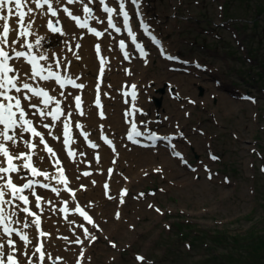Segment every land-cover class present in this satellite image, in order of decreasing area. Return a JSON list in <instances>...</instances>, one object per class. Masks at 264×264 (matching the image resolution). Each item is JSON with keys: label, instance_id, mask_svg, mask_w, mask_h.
I'll list each match as a JSON object with an SVG mask.
<instances>
[{"label": "rangeland", "instance_id": "rangeland-1", "mask_svg": "<svg viewBox=\"0 0 264 264\" xmlns=\"http://www.w3.org/2000/svg\"><path fill=\"white\" fill-rule=\"evenodd\" d=\"M137 2L140 3L141 14L150 25L149 32L158 33L169 52L180 54L188 60H198L209 71H200L191 66L187 67L190 70L188 73L176 74L167 70L169 63L161 59V52L142 31L140 20L136 19V13L130 9L134 16V28L147 48L148 57V63L142 65L134 54L136 60L131 65L140 92L137 101L139 119L146 127L158 132L173 133L175 147L181 151L186 163L174 157L172 149L165 143L151 146L148 150L129 147L123 139L126 130L124 125L127 126V123L120 116L117 125H123L124 128L114 130L110 128L111 125H106L104 131L115 135L119 148L125 153L153 155V161L140 165L132 160L133 156H123L119 167L115 169L116 176L112 179L113 184L107 196L100 193L103 174L100 175L101 179L92 180L89 185L79 182L97 188L96 202L100 205L89 198L83 202L94 208L98 216L102 211L107 212L110 219L104 215L103 222L107 224H104V232L101 228L90 226L88 234L84 235L83 264H228L229 260L224 259L232 251L235 252V248V256L243 253V249L232 245L231 235L243 237L252 229L257 235L264 232V35L261 33L264 30V9L260 8L264 6V0ZM72 7L75 8L73 12H79L78 5ZM93 12L96 13L95 10ZM65 21L68 35L78 37L76 32L79 31L72 28L70 21ZM42 26L39 31L42 37L45 34L44 38L48 41L63 36L50 35ZM215 34L219 37H214ZM57 44L64 47L63 43ZM105 48H110L114 57L108 72L121 74L117 66L120 57L115 53L117 49L113 36ZM71 53L69 50L62 51L59 58ZM88 71L93 77V70L88 68ZM259 73L262 76L256 79ZM67 74L72 75L70 71ZM239 77L246 79L241 80ZM122 79L125 78L120 77ZM166 81L173 86L171 92L166 91ZM226 85H231L235 94L231 95L228 89H222ZM113 86L110 82L105 83L106 99L112 105L116 104L115 101L120 103V88L117 85L112 89ZM199 87L202 89L201 94ZM179 88L182 94L178 96ZM160 89H163V93ZM246 89L256 101L249 102L240 98ZM70 96L68 92L64 95L68 107ZM188 96L193 98L191 104L195 101V105L187 103L183 98L188 99ZM154 97L160 99L159 107L153 102ZM120 107L122 112L125 104ZM113 112L111 110L109 115ZM185 112L190 116H187L188 113L184 115ZM93 123L88 124V129L97 135L104 124ZM210 154L216 155L217 159L213 160ZM162 156L171 160L163 168L160 167L163 164L160 162ZM106 157V165L113 164L108 162L111 154ZM129 162L131 173L128 174L130 185L126 186L128 194L120 198L122 196H119L117 189L124 184L121 176ZM77 164L78 169L84 168L82 159ZM105 169V164L97 166L94 173L101 174ZM78 175L79 171L73 179L77 180ZM184 179H188L189 185L183 186ZM81 190L85 193V188ZM53 200V209L45 206V210L48 218L58 224L56 206L59 198ZM116 205L121 207L122 218ZM113 209L115 211L112 215ZM72 219L63 220V224L81 231L80 226L74 225L77 221ZM70 235L58 238L52 236L55 242L52 241L51 248H47L51 259L46 255L43 264H53V261L55 264H72L78 251L74 248L81 244L75 245ZM33 242L34 238L27 249L29 255ZM55 247L68 250V260L61 252L55 253ZM137 254L144 257V260H137ZM32 259L33 264H36L34 257ZM241 260L236 263L248 262L247 257ZM20 261L27 264V257L20 258Z\"/></svg>", "mask_w": 264, "mask_h": 264}, {"label": "snow or ice", "instance_id": "snow-or-ice-1", "mask_svg": "<svg viewBox=\"0 0 264 264\" xmlns=\"http://www.w3.org/2000/svg\"><path fill=\"white\" fill-rule=\"evenodd\" d=\"M56 5H61V0H54ZM94 0H64L61 7H53V0H0V237H7L6 240L0 239V264H21V261L17 257L19 252L21 255L27 257V264H33V256H37V264H43L45 259V252L43 251V244L35 247L34 251L29 255L26 250L31 241L28 238L27 233L23 232V228H27L31 225H35L37 229L40 228V216L32 211L31 208L27 207L30 204L29 197L24 195L25 190H33L34 185L39 183L38 181L28 179L22 184H18L14 181V173L19 174L21 170H29L33 177L42 176L44 179H53L58 183L65 185L67 188L68 180L63 174V169H58L60 175L50 176L48 172L41 171L35 167L32 163L34 149L36 144L33 143L31 139H24L23 134L29 133L33 138H39V143L44 145V148L52 156L56 153L51 147L48 146L44 135L37 130L34 126V122L29 116H38L41 121L47 118H51V123L43 124L44 128H51L54 126L56 121H59L62 116L65 115L63 109L61 108V101L57 99L54 88H49L47 86L48 82H55L60 89H65L67 86H71L75 89H83L85 85L83 83H77L71 75L67 74V69L70 62L63 64L64 74H61L62 61L58 58L53 57L52 62H49V56L45 54H37L35 48L41 45V39L36 38L34 43L29 39L33 36L32 31L33 25L35 23V13L41 11L43 15H50L51 17H57L55 21L49 19L47 21V28L53 33H59L64 35L63 28L60 26L59 13L63 12L69 19H71L76 27L80 29H86L87 32L100 38L104 35V32L98 31L95 27L90 26L89 21L96 20L97 23H102L94 14L93 9L89 7V4L93 3ZM119 5V15L123 18V27L127 32L128 37L131 39V43L135 46L136 50L139 51L141 57H146L147 53L144 51V46L137 42V35L132 30L130 26V16L129 12L125 7V0H117ZM35 4V8L29 6V4ZM81 4L83 18L80 15H74L73 11L67 7V5ZM132 3L139 8L137 0H132ZM99 4L103 6L102 10L107 14V27L113 29L115 32L120 33L121 28L113 22V15L116 13V9L108 6L105 0H99ZM47 6V11L43 12V9ZM26 9V11H25ZM16 18L15 27H13L9 21ZM27 18V20H26ZM141 27L144 33L148 35L152 42L159 45V41L156 40L149 30L148 25L141 21ZM15 32L16 36L14 39L9 40L10 33ZM19 45V47H17ZM119 47L123 52L124 59L129 58V53L125 51L127 45L123 39L119 41ZM76 49L80 48L79 44L75 45ZM73 51L71 47L68 49ZM95 50L97 55L100 54V45H95ZM163 54V49H161ZM75 55V52H74ZM168 59H173V57L168 56ZM79 59V56H77ZM23 60L25 64L28 65V69L24 70L18 67L14 61ZM44 62V63H42ZM106 59L100 58V76H103L104 65L106 64ZM53 63L55 67H53ZM31 81V82H29ZM44 86H42V83ZM132 91L130 93H125V95H130L132 101L137 98L136 85H131ZM97 91L99 92V86H97ZM60 96H64V92L61 91ZM34 99L36 102H33ZM76 108L79 109L81 106V97L79 95L75 96ZM128 103V101H125ZM41 105L43 107H41ZM54 105V107H53ZM97 107H100L99 96L96 99ZM140 111L136 109L135 104L132 105V110L126 112V116L134 115L135 112ZM83 115V112L80 113ZM70 115V113L68 114ZM103 116V112L100 113ZM131 123V130L128 133V139L133 143H138L135 137L144 135L141 132L136 122L133 120ZM78 128L81 127L79 124L76 125ZM50 134V133H49ZM85 138L87 134L85 133ZM182 135V134H181ZM64 144L68 145L70 143V122H64ZM147 138L153 142L157 140H168L171 141V137L158 136L155 133H149ZM56 139V137H53ZM105 143L112 145V141L104 137ZM19 142H23L25 148L29 152L23 151H13L12 149L18 145ZM90 147H97V145L90 143ZM174 147V146H173ZM69 156H74L75 153L69 151ZM176 156L183 160V157L179 152L175 153ZM213 160L217 157L212 156ZM99 158L97 157V160ZM23 161L22 164L17 165L15 161ZM59 161H57V164ZM186 163V161H185ZM111 171V170H109ZM159 171V170H158ZM264 171V169H262ZM85 176L89 173L85 172ZM24 180V177H20ZM95 183V181H93ZM40 187L48 188V184H39ZM107 188V185H105ZM53 192L59 195V189L52 188ZM32 195L35 196V207L40 208V202L42 197L36 195L35 191H32ZM122 195H126V190ZM74 196V194H73ZM7 197V198H6ZM21 201L26 207L20 208L18 204L14 201ZM123 200H121V203ZM151 207V205H150ZM26 213L28 216L34 217L31 222H24L21 228L13 227L14 224H21L20 220H14L13 217L16 216V210ZM67 208L61 209V211H66ZM76 211L89 223H93L92 217L88 215L79 206L76 207ZM156 211H160L156 209ZM118 215V214H117ZM85 235L88 234V230L84 229ZM19 237L20 241L24 242V249H19L16 246V241L11 237L13 235ZM40 236L48 235L46 232L40 231ZM94 240L95 237L93 236ZM77 242H80L77 240ZM7 247V251L5 248ZM115 247V245H113ZM48 258L51 259V254H47ZM83 253H81V256ZM59 259V258H57ZM137 260L143 261L144 257L137 256ZM55 264V261H53Z\"/></svg>", "mask_w": 264, "mask_h": 264}, {"label": "bare ground", "instance_id": "bare-ground-1", "mask_svg": "<svg viewBox=\"0 0 264 264\" xmlns=\"http://www.w3.org/2000/svg\"><path fill=\"white\" fill-rule=\"evenodd\" d=\"M53 3L57 7V5L55 4L54 0H53ZM61 5H63V4H61ZM72 5H78V7H80L78 14H80L82 12L81 11V6H82L81 4L77 3V4H72ZM72 5H67V7H69L71 10H73L75 8H73ZM29 6L32 7V8H35L32 3H30ZM90 8H92L93 10L95 8V12H97V13L99 12V7L98 6L97 7L94 6V8L93 7H90ZM138 10H141L140 5H139ZM25 11H26V9H25ZM45 17H46V15H43L41 11H37L35 13V23H34L33 29H32L34 35L30 36L29 39L33 43H34L36 38H40L41 39V45L38 46L37 48H35L34 50H35V52L37 54H45V55L49 56V58H50L49 62H52V58L53 57L60 59L59 58V53L62 52V51H65V50L68 51V47L70 46L69 43H71L70 47L73 49V51H72L71 54H68L65 57H63L62 59H60L62 61V67H61L60 71H61L62 74H64L63 64L67 63V62H70L69 66H68V69H67V73L70 71L72 76H74L76 78L79 77L78 78L79 82L83 83L85 85V87L83 89H81V90H72V89L65 88L63 91L72 93V95L74 93L81 94L83 99H84V103L78 110H83L84 112L86 110V112H88V114L85 112L86 113V116H85V114L83 112V115H81V116L76 115V113L74 112L75 109L72 106V99L70 101L71 104L68 107L67 103H66L67 100L65 99V102H64L63 99L60 97L59 100L61 101V108L63 109L65 115L62 116L59 121H56L54 126L50 128V129H53L51 134L47 133V131H43V132L46 133V137H47L48 141L56 149V155L62 157V160H63L62 165L66 166L64 174L66 175V178L68 180V185L67 186L71 187V188H74V192L73 193H74L75 198L78 197V198H80L82 200H84L85 198H89V199H91V200L96 202L97 199H98V197H97L98 191L96 190L97 188L95 189V188H92V186H87V188L85 189V193H84L83 191H81V189H80V187L78 185L79 182L82 181V182H85L86 185H89V183L92 180L98 181L99 179H101V177H103V179H104V177H107V174L108 175L111 174L109 176V179L107 180V181H109V186L108 187L110 188L112 186V184H113L112 179H114V177L116 176L115 169H117L119 167V164H120L123 156H133L132 160L136 161V162H139L140 165H143L144 163H148V162L150 163V162L153 161L152 160L153 159V155H147V154L146 155H142V154H140V155L136 156L134 153H129V154L125 153L122 149L119 148V145L117 143V138L115 137V135L109 134L111 136L112 141L114 142L113 149H109L107 147H104L100 143V141H98L97 135H94V133L91 132L88 129V124H90L91 122H94V123L101 122V123H103L104 125H101L102 127L100 128V129H102V131H104V129L106 128V125H108V126L111 125L110 128L114 129V130H116V128H118V129L124 128L125 125L124 126L122 125L123 127L121 125H117L118 122L120 121V117L122 118L121 111L119 110L121 108L120 106H122V103L120 102L119 104H117L118 102L115 101L116 104L112 105L110 102H107L106 95H105V93H106L105 91L107 89L105 88V83L106 82H110L111 84H113L114 86H113L112 89H114L115 86H117V85H118V88H120V84H121L120 77H121V78H128V81L135 82V84L138 85L137 76H135L134 70L132 69V66H131L132 63L136 59L133 56L134 52L130 51L129 54H132V55L131 56L129 55V61L126 63V61L121 60V61H119L120 64H117V66L119 68L118 71H120V70L122 71V66L123 65L124 66L125 65L128 66L127 71H125L124 73L122 72L121 74L120 73H116L114 71L112 73H109L108 70H109V67H110L111 63H113V58L114 57H113V53H110L111 51L109 49L107 50L105 48V45H107V44H105L103 46V48H102V51H103V54H104L107 62L104 65L103 79L98 84L94 80V76H95V73H96L97 70L99 72L100 68H99V66H98V64H97V62L95 60V55H94V52L92 50V45H91V42L89 41V40L92 39V37L91 36H87V35L86 36L83 35V38L81 40H79L78 37L74 36V34L68 35L67 28L65 27V24H67V23H65L64 26H62L63 31H64L65 34L63 36L55 37L56 39L53 40V41H48V40H46L44 38L45 34L42 37V34L39 31V28H40L41 24H43L42 29L44 30V28H45ZM15 20H16V18L13 17V19L11 21H9V23L13 27H15ZM26 20H27V18H26ZM65 20L67 22H69V18L68 17H66ZM72 28H73V26H72ZM48 34L56 36V34H59V33L51 32V33H48ZM76 35H77V32H76ZM15 36H16L15 32L10 33V37H9L10 42H11L12 39L15 38ZM58 37H61V38H58ZM70 37H72L74 40H70L71 39ZM100 40H102L103 42L107 43V39L106 38L103 39V37H102ZM57 42L59 44L63 43L64 47H61L60 45H58ZM76 44L80 45L79 49L75 48ZM162 46L164 47L163 44H162ZM17 47H19V45H17ZM90 48H91V50H90ZM89 51H90V53H89ZM74 52H75V55L73 54ZM106 54L108 55V59H107V55ZM77 56H79V59H77ZM147 59H148L147 56L144 57L143 59H140L139 57L137 58L138 62H140L142 65L148 63V62L147 63L144 62ZM14 63L18 67H20V68H22L24 70L28 69V65L25 64L22 60L14 61ZM42 63H44V62H42ZM120 65H122L121 68H120ZM53 67H55L54 63H53ZM88 68L90 70L91 69L93 70V74H94L93 77H92V74L91 75L89 74ZM141 71H142V69H141ZM91 77H92V79H91ZM118 80H120V81H118ZM29 82H31V81H29ZM51 85H52V83L48 82L47 86L49 88H53ZM42 86H44L43 83H42ZM97 86H99V92L97 91ZM179 92H180V94H182L180 88H179ZM55 93H57L56 90H55V92L53 94L55 95ZM59 93H60V91L57 93L56 96H58ZM91 96L92 97L100 96V97L103 98L102 112H103L104 115H103L102 118H98L96 116L95 108H93V107H91L89 105H86V104L89 103V101L91 99ZM139 99H140V94L137 95V98H136L135 101H138ZM33 102H36V100L34 99ZM132 102L133 101H131L129 103H132ZM126 107H127V105H125L124 108H126ZM114 108H115V110H114ZM111 110H113L114 112H113L112 115H109ZM130 110H132L131 107H130ZM191 111H192V109H191ZM69 113H70V115H68ZM186 113H188V112H185L184 115H187ZM187 116L189 117L190 114L188 113ZM29 117L31 119H34V120L40 119L38 116H31L30 115ZM129 117H133V120H135L136 117H137V112H135L134 115H129ZM44 120H46V122L49 121V123H51L49 118L44 119ZM74 121L78 122L79 125H81V126L83 124L84 128L83 127L81 128V133L85 134L86 133L85 130L89 131V135H87L89 137H87L86 139H92V141H91L92 144L97 145V147H95L92 151H91L90 148H87V147L83 146V150L85 151V155L90 157V153L92 155V152L94 150H96L98 152L97 153V157L99 158L97 160V157L96 158H93V156L90 157V158L87 157V158H89L91 160V167L90 168L93 169V172L90 173V175H88L86 177H83V176H81L79 174L77 176L78 177L77 180L73 179V176L75 174L77 175L78 171L81 169V168L78 169L79 164H77V161H79V159H82V160L86 159L87 161H90V160L87 159L85 156L81 155V153H80L81 149L78 150L77 156L74 157V159H72V160L64 157L62 155V153L59 151V150H61L60 139L59 138L58 139H53V137H55V135H58L57 131H58L59 125L62 122H70V125H71ZM94 123H93V125H94ZM40 127H41V125H40ZM47 129L49 130V128H47ZM76 130H77V128H75V129L72 128V133H73V136H74V142L72 143L73 147H78V146H80L82 144V142L77 138ZM126 130H128V126H126ZM74 132H76V133H74ZM25 134L26 133H24L23 136H25ZM203 134L206 135L205 133H203ZM35 139L36 138H33V140H35ZM22 145H23V142H19L18 145L16 147H14L12 150L14 152L18 151V150H21V146ZM131 146H132V148H135L137 150H140V148H141V147H137L135 145H131ZM148 149H150V147L146 148V150H148ZM174 150H178V149L175 148ZM113 151H116V153L114 154L116 162L113 161V162H115L114 170L112 172H110V173H106L105 170H104V172L101 171V174H95L94 170H95V168L97 166H102L104 164H105V168L108 166L105 163V161L107 160L106 156H107V154H110ZM32 155H33L32 161L35 164V167L38 168L37 164H39L45 170H48L47 172L49 173L50 176H56V166L55 165H51L50 162H49V159L52 158V155L49 154V153H46L43 150V147L41 145H37L36 144V147L34 149V153H32ZM109 160H108V162H109ZM170 161H171L170 158L162 156V161H160V162L163 163V164L160 167L163 168L164 166H168ZM15 162L17 163V165H20V164L23 163V161H19V160L15 161ZM129 166H130V162L126 164V169L123 172V175L121 176V180H122V182H124L123 185L127 186V187H129V185H130V183L128 181V176H129L128 174L131 173V171L129 170ZM158 170L159 169H157V171ZM19 174L14 173L12 175L19 181L20 184H22L23 182H26L29 179V178H27V176H19ZM100 175H102V176L100 177ZM20 177H24L25 179L21 180ZM32 179L35 180V181H45V182L48 183L49 186L53 185V188H57V189L60 190L59 191V195H58L56 192L47 190V188L41 189V188L36 187L35 190H38L39 193H40V196L42 197V200L40 202V208H36V207H34L32 205H27V207L32 206V211H35L37 214L42 216L41 229L38 230L35 225H31V226H29L27 228H23V230L27 233L28 238H29L30 241H32L33 238L35 240L37 237H41L42 238V243H43V250L47 254L46 249L47 248H51L52 241H53V243L55 242V240H53L54 238L52 236H54L55 238H58L57 235H59V234H56L57 232H61L60 235L68 236L71 233L70 232L71 228H70V226H65L63 224L64 221H62V219L59 217V214L61 213L59 208L57 209V213H56L57 214V219H58V224L52 222L48 218L49 215L47 214V212L45 210V206H46L47 209H53V205H54V201H55V200H53V198L57 199V198L62 197L63 199H67V203H68V200L72 202L73 198L71 196H67L64 193L63 190L65 188V185L62 184V183H58L56 180H53V179H47L46 180L42 176H35V177H32ZM184 181L185 182L183 183V186L189 185L188 179H184ZM175 187L179 188L178 186H175ZM100 193H101V195L103 194V190L102 189L100 190ZM55 195H58V196L56 197ZM16 202H17V200L14 203L16 204ZM57 203H58V201H57ZM34 204H35V202H34ZM21 205H22V207L25 206V205L23 206V204H21ZM96 205H100V204L97 203ZM116 208H117V210H118L117 212L119 214L121 212V207L120 206L117 207V205H116ZM67 209H69V208L67 207ZM115 209L112 210V212H111L112 215H113ZM90 210L92 211V209H90ZM16 212H17V214H16L15 217H13V219L14 220H20L21 224H14L13 227L15 225H17V226H19L21 228V226H22V224L24 222H29V223L31 222L33 217L28 216L26 213L21 214L17 210H16ZM92 212L94 214L92 220L93 221H98L100 223V224L98 223V225H100V228L103 229V232H104L105 231V229H104V227H105L104 224L105 223L103 222V219H104V215L108 216L107 212L102 211V212L99 213V216H98V212H96L94 208H93ZM101 214H102V216H101ZM19 215H22L21 219L19 218ZM120 216L122 218V212L120 213ZM101 220H102V222H101ZM108 220H110L109 216H108ZM118 220H120V217L118 218ZM112 221H114V219H112ZM105 225H107V224H105ZM107 228H108V226H107ZM86 229L90 230L91 228H90V226H86ZM40 231L46 232L48 235L40 236L39 235ZM75 232H76V234H72L69 237H71V239L79 240L81 242L80 243L81 246L77 247V248H74V250L75 251L76 250H80L83 253V251H84L83 246L84 245H82V244L84 242L85 232L84 231H78V230H75ZM16 242H19V241L17 240ZM22 243H24V242H22ZM35 247H36V243H35ZM19 249L24 250V244L21 247H19ZM27 249H28V247H27ZM7 250L8 249L6 247L5 251H7ZM65 250L66 249L60 250V249H58L56 247L54 248V252L55 253L56 252H61L62 255H65V259L67 258L66 260H68V258L70 257L69 256L70 252H68V250H66V251ZM85 253L88 254V250L86 248H85ZM18 254L20 256V257H18V259L20 260V258H22L21 257L22 255L19 252H18ZM73 258H75V255H74ZM83 261H84V258H82V262ZM73 262H74V260H73ZM83 263H85V262H83ZM36 264H37V259H36Z\"/></svg>", "mask_w": 264, "mask_h": 264}, {"label": "trees", "instance_id": "trees-1", "mask_svg": "<svg viewBox=\"0 0 264 264\" xmlns=\"http://www.w3.org/2000/svg\"><path fill=\"white\" fill-rule=\"evenodd\" d=\"M260 8L264 9V6H260ZM253 231L254 230L252 229L243 234V237L241 235H231L232 239L230 242L232 245H237L243 249V253L238 257L235 256L233 254L237 252V248H235V252L232 251V254L224 259L226 261L229 260L228 264H237L236 262H239V260L242 262L241 258L244 260V257H247L248 262L243 261V263L264 264V232L257 235L255 234L256 232L254 233Z\"/></svg>", "mask_w": 264, "mask_h": 264}, {"label": "flooded vegetation", "instance_id": "flooded-vegetation-1", "mask_svg": "<svg viewBox=\"0 0 264 264\" xmlns=\"http://www.w3.org/2000/svg\"><path fill=\"white\" fill-rule=\"evenodd\" d=\"M224 11H225V10H224ZM224 22H225V21H224ZM218 25H219V24H218ZM220 25H221L222 27H225V26H223L222 24H220ZM205 31H206V30H205ZM261 33H262V35H264V30H262ZM214 37L217 38V37H219V35H218V34H215ZM176 54H177V53H176ZM179 56H180V54H179ZM180 57H183V56H180ZM211 71H212V70H211ZM211 71H210V72H211ZM188 72H189V71H188ZM188 72H187V73H188ZM244 75H245V74H244ZM259 76H262V75H261L260 73L257 74V75H256V79H257ZM239 78H241V80H242V78L246 79V77H239ZM262 78H264V75H263ZM238 82L241 83V81H238ZM231 85H232V84H231ZM231 85H230V86H229V85H226V86H225L226 88L223 87V89H225V90L228 89L227 91L230 92L231 95H233V94H235V92H234L235 89H233V87H232ZM245 93L250 94L248 89L245 90Z\"/></svg>", "mask_w": 264, "mask_h": 264}, {"label": "water", "instance_id": "water-1", "mask_svg": "<svg viewBox=\"0 0 264 264\" xmlns=\"http://www.w3.org/2000/svg\"><path fill=\"white\" fill-rule=\"evenodd\" d=\"M160 92H163V89H160ZM156 106L159 107L160 99H155Z\"/></svg>", "mask_w": 264, "mask_h": 264}]
</instances>
